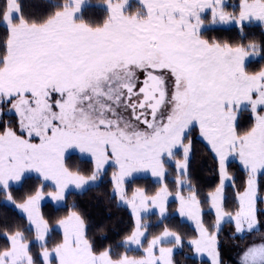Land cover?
<instances>
[{
  "label": "snow or ice",
  "instance_id": "snow-or-ice-1",
  "mask_svg": "<svg viewBox=\"0 0 264 264\" xmlns=\"http://www.w3.org/2000/svg\"><path fill=\"white\" fill-rule=\"evenodd\" d=\"M128 0H4L0 25V106L10 105L15 126L0 129V193L6 207L26 218V231L35 234L42 264H177L185 237L167 225L148 238L145 217L158 210L161 223L171 220L169 198L182 222L194 224L187 240L192 252L220 264V232L234 225L233 239L259 231L258 212L264 196L258 177L264 176V43H233L205 38L209 28H236L241 40L246 28L264 30V0H139L134 13ZM232 7V11L226 10ZM99 8L100 20L85 18ZM238 8V10H237ZM210 19L206 22V17ZM250 110L253 123L237 127V112ZM210 147L218 164L220 183L206 200L215 220L206 225L201 199L188 181L194 152L191 135ZM78 150L92 167L85 172L67 160ZM181 154L182 158H177ZM238 159L247 179L235 193L236 207L226 209L228 166ZM175 165L169 189L166 164ZM111 165L112 196L127 206L134 227L115 253L109 245L97 249L88 225L75 211L55 220L62 239L51 248L50 221L40 211L46 198L64 207L70 190L80 194L98 187ZM35 173L39 186L21 203L11 189L22 188ZM159 187L153 194L126 184L145 174ZM52 190L45 191L46 187ZM234 186V183H233ZM190 191L184 195L183 188ZM0 264H37L25 230L5 233ZM146 242V245H145ZM142 255H129L141 251ZM239 264H264V238L241 249Z\"/></svg>",
  "mask_w": 264,
  "mask_h": 264
},
{
  "label": "trees",
  "instance_id": "trees-1",
  "mask_svg": "<svg viewBox=\"0 0 264 264\" xmlns=\"http://www.w3.org/2000/svg\"><path fill=\"white\" fill-rule=\"evenodd\" d=\"M94 1L96 0H93L92 2ZM3 3L4 0H0V6H2ZM103 15L104 13L99 8H88L85 11L86 19L94 18L100 20ZM245 32L246 37L243 41L241 40L236 28H232L231 30L209 28L203 31L202 35L205 38H215L220 41H229L233 43H264V31L260 26L257 25L251 28H246ZM4 37L5 29L2 25H0V46H2ZM262 66H264V60L249 63L248 69L249 71H255ZM15 123L16 122L13 116L9 117L7 120L1 118L0 129H2L4 124H11L12 126H15ZM251 123L252 118L250 115L246 112V110H241L237 123L238 130H246L249 128ZM191 139L193 140L194 152L189 164L188 179L194 183V188L197 191V194L202 195L205 191L213 189L218 182L217 161L214 154L210 150V147L206 145L198 136L197 127L193 131ZM67 163L74 169L79 168L85 172L89 171L92 167L89 160L82 159L75 153H73L71 158L67 160ZM229 169L233 172L234 184L239 186V189L242 190L246 178L245 171L238 167V165L233 161L229 163ZM258 183L260 185V194L263 196L264 176L258 177ZM38 185L39 179L31 175V179L28 180L22 188L14 187L11 189L16 202L22 201L24 196ZM156 185V182L152 181L148 176H144L141 179L128 183L127 188L129 189L131 186H136L145 188V190L148 191L153 190ZM111 188V182L107 177H104L98 187H90L87 191L83 192V194H80L78 191H69L66 194V201L64 202L66 206L60 207L46 201L41 204L40 211L52 225L55 223L56 219L66 215L67 211L72 208L73 204H75L76 207L74 210L79 212L85 219V222L88 225L87 234L93 241L95 247L99 250L111 245L115 253H122L125 252L126 249L120 246L121 240L132 231L133 221L129 210L124 206L117 205V200L112 196ZM228 189L229 188H227V190ZM3 200L4 196L0 193V201ZM201 202L204 203V200H201ZM229 204V200H226V207ZM258 207L262 208V204H258ZM169 216L172 217L171 220H164L163 223L160 221L154 223L152 225V229L148 232L156 233L167 225L169 228L180 232L185 237H189L194 234L188 223L185 221L182 222L177 214H170ZM258 219L262 224L260 234L264 235V213L258 212ZM15 230H25L26 236L28 238H32V232L26 231V218L17 214V211L13 210V208L6 207L3 203H0V248L6 247L8 244L4 234L11 233ZM47 239L48 247H51L61 239V234L53 229ZM233 243L232 239L231 242H226L224 244L220 242V248L226 247V251L223 253L221 252L223 257L226 255V252L228 253L229 251H232L233 247L235 248ZM184 246L185 247H183L184 249H182V251H178L174 254V259L177 264H206L205 259L189 254V246ZM36 247L38 248L39 245L34 242L30 243L31 249Z\"/></svg>",
  "mask_w": 264,
  "mask_h": 264
},
{
  "label": "rangeland",
  "instance_id": "rangeland-1",
  "mask_svg": "<svg viewBox=\"0 0 264 264\" xmlns=\"http://www.w3.org/2000/svg\"><path fill=\"white\" fill-rule=\"evenodd\" d=\"M93 1V0H92ZM98 2V0H96V1H94V2H92V3H94V4H96ZM227 4L228 5H238L239 4V0H227ZM139 7H140V4H139V0H128V2H127V11L129 12V13H134V12H136L138 9H139ZM226 10H228V11H232L233 9H232V7H228ZM237 10H238V8H237ZM206 19V22H207V20L208 19H210V14L205 18ZM264 31V30H263ZM10 107V105H3V106H0V110H2L4 113H7V109ZM241 110H244L243 108L241 109ZM241 110H239L238 112H237V123H238V119H239V115H240V112H241ZM246 112L250 115V117L252 118V114H251V112H250V110H246ZM11 116H13V118H14V120H15V122H16V120H17V117L15 116V114L13 113V114H11V115H8V114H4V115H2V116H0V119L1 118H4L5 120H7V119H9V117H11ZM252 123H253V118H252ZM251 123V124H252ZM251 126V125H250ZM249 126V127H250ZM197 130H198V136H199V129H198V126H197ZM204 142V141H203ZM205 144H206V142H204ZM207 145V144H206ZM73 153H75V154H77L79 157H81L80 156V154H79V152H78V150H73ZM177 158H182V155L181 154H178L177 155ZM231 161H233V162H235L237 165H238V167H240L241 169H243L242 168V166L240 165V163H239V160L238 159H235V160H231V158H230V162ZM166 168L168 169V176H167V178H166V183H168V185H169V189H170V191L171 192H175L176 190H177V188H176V185H175V183H174V180H175V177H176V172H175V165L173 164V163H168V164H166ZM115 169H114V167L113 166H111V165H108V166H106V175H104V177H107L108 179H109V181L111 182V173L114 171ZM228 172H229V175L230 176H232L233 177V172L229 169V166H228ZM217 173H218V182H217V184H216V186H214V188L213 189H211L210 191H205L204 193H202V195H198V197L201 199V200H204V203H201V208H202V211H203V220H204V222H205V224L206 225H209V224H211V223H213L214 222V220H215V212H214V209H211L210 208V202L209 201H207L206 200V197H207V194L209 193V192H213V191H215V189H216V187L219 185V183H220V180H219V171H218V164H217ZM246 173V172H245ZM30 175H32V176H35V177H37V175L35 174V173H32V174H30ZM144 176H148L152 181H154L155 182V178H153V177H151V175H150V173L149 174H145ZM103 177V178H104ZM38 178V177H37ZM39 179V178H38ZM187 179H188V177H187ZM246 179H247V175H246V178H245V181H246ZM188 181H189V179H188ZM190 183H191V185L194 187V183L192 182V181H189ZM233 181H229V182H227V184H226V187H225V195L227 196V200H229V205L226 207V209L227 210H229V211H233L234 209H235V207H236V201H235V193L237 192V191H242L241 189H239V186H237V185H235L234 184V186H233ZM39 184H40V180H39ZM39 186V185H38ZM111 186H112V184H111ZM127 186H128V184H126V190H127V192H128V195L129 196H131V193H132V191L135 189V188H137L136 186H131V187H129V189L127 188ZM159 187V185L157 184L156 186H155V188L153 189V190H146L147 192H148V194H153L154 192H155V190L157 189ZM227 188H229L228 190H227ZM50 190H52L51 189V187L49 186V187H46L45 188V191H50ZM111 190H112V188H111ZM70 191H75V190H70ZM151 191V192H150ZM181 191H182V193L184 194V195H187L188 194V192L190 191V189H188V188H183V189H181ZM263 196H264V193H263ZM117 200V199H116ZM46 201H48V202H51L53 205H56L55 204V202H53V201H51L50 199H48V198H46L44 201H42L41 202V204L43 203V202H46ZM22 201H19V202H17V203H21ZM124 207H126L128 210H129V212H130V214H131V210H130V208H128L127 206H124ZM178 207V204H177V202L174 200V198L173 197H170L169 198V205H168V209H169V211H168V214L170 215V214H177L176 213V208ZM262 208H264V204H262ZM207 212H208V214H207ZM178 215V214H177ZM131 217H132V215H131ZM179 217V216H178ZM145 221L150 225V227H149V229H148V231L150 230V229H152V225L154 224V223H156V222H158V221H160L159 220V216H158V210H154L153 211V214H150V215H148V216H146L145 218ZM179 219L180 220H182V218H180L179 217ZM206 219V220H205ZM132 221H133V227H134V218L132 217ZM186 223H188V225L192 228V230H193V232H194V234L192 235V236H189V237H185V240H184V245H187V246H189L188 244H187V240L189 239V238H191V237H193L196 233H195V230H194V224H192L190 221H185ZM26 224H27V221H26ZM261 221H260V227H259V231H256V232H253L251 235H249V236H247L245 239H243V240H241L239 237H237V238H235V239H233V235H234V225L233 224H229V223H224L223 225H222V230H221V232H220V237H219V239H220V242H222L223 244L224 243H226V242H231V239L233 240V245H235V248L233 247V245H232V247H233V249H232V251H229L228 253L226 252V255L223 257L222 255H221V252L223 253V252H225L226 251V247H219V252H220V264H239V262H240V254H241V249L242 248H244V247H246L249 243H251V242H257V243H259L260 241H261V239L262 238H264V235L263 234H260V229H261ZM52 226H53V229L54 230H56V231H58V232H60V234H61V239H62V233H61V231L60 230H58V229H56L55 228V223H53L52 224ZM133 229V228H132ZM163 230V228L162 229H160L158 232H156V233H149L148 232V238L150 239L151 238V236L152 235H156V234H159V232L160 231H162ZM173 230V229H172ZM175 231V230H174ZM229 234V236H228V234ZM32 238H29V241H30V243L31 242H34L35 244H37V245H39V243L37 242V241H35V234H34V231L32 232ZM126 237V236H125ZM124 237V238H125ZM124 238L121 240V242L124 240ZM145 245H146V242H145ZM53 246V245H52ZM51 246V247H52ZM51 247H49V248H51ZM185 247V246H184ZM184 249V248H183ZM220 249H221V251H220ZM186 250V249H185ZM40 251H41V249H40V247H36V248H32L31 249V252H32V254H33V256H34V258L36 259V261H37V264H42V260H41V257H40ZM188 251V250H187ZM189 254H191V255H193V256H196V257H199V258H203V259H205V261H206V264H211V259L209 258V257H207V255H203V256H200V255H197V254H195V253H193L192 252V250H191V248L189 247ZM123 253V252H122ZM129 255H133V256H140V255H142L143 253H142V250L141 251H132V252H129L128 253ZM221 256H222V258H221ZM228 260V261H227Z\"/></svg>",
  "mask_w": 264,
  "mask_h": 264
}]
</instances>
